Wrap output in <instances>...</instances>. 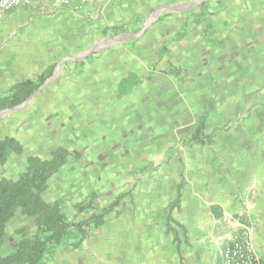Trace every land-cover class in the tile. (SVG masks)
<instances>
[{
	"label": "crops",
	"instance_id": "0c3cea01",
	"mask_svg": "<svg viewBox=\"0 0 264 264\" xmlns=\"http://www.w3.org/2000/svg\"><path fill=\"white\" fill-rule=\"evenodd\" d=\"M75 16L109 42L90 64L108 148L87 161L119 190L52 264H224L240 234L264 264V0H33L0 26V97L52 74L9 109L53 77L49 27Z\"/></svg>",
	"mask_w": 264,
	"mask_h": 264
},
{
	"label": "rangeland",
	"instance_id": "374dc122",
	"mask_svg": "<svg viewBox=\"0 0 264 264\" xmlns=\"http://www.w3.org/2000/svg\"><path fill=\"white\" fill-rule=\"evenodd\" d=\"M82 20L84 18L75 16L64 24L49 27L51 33H48L45 43L48 44V54L58 55L60 60H55V74L23 107L7 108L0 113V142L10 138L22 146L20 154L11 153L6 162L0 164V180L15 181L25 172L28 158L49 159L52 152L64 148L70 157L49 181L45 200L66 199L71 205L95 193L94 207L99 210L113 204L119 190L110 181L102 184L101 170L90 168L91 161H87L95 152L108 148L104 143L107 139L101 137V120L93 113L97 108V97L91 87L93 74L90 64L96 51L103 50L109 42L97 41L94 37L96 32H93L96 27L80 24ZM73 81L80 85H72ZM51 84L54 87L48 94ZM105 123L110 125L109 120ZM82 161L86 163L84 166ZM91 215H80L77 221ZM10 227L14 232L22 228L29 233L35 231L30 220L19 212ZM18 240L19 236L9 235L8 246H0V256L6 255Z\"/></svg>",
	"mask_w": 264,
	"mask_h": 264
},
{
	"label": "trees",
	"instance_id": "16d2710c",
	"mask_svg": "<svg viewBox=\"0 0 264 264\" xmlns=\"http://www.w3.org/2000/svg\"><path fill=\"white\" fill-rule=\"evenodd\" d=\"M51 71L36 81L14 85L8 94L0 97V112L23 104L41 87ZM21 152L18 141L6 138L0 142V164L5 163L11 153ZM69 157L70 153L64 148L52 152L49 159L30 157L25 172L17 180H0V244L4 243L8 225L18 212L35 228L32 233L23 228L17 232L19 242L9 255L0 257V264H52L57 254L76 249L93 229L105 223L106 212L77 221L81 214L93 211L95 193L71 205L66 199L51 202L44 199L49 181L66 165Z\"/></svg>",
	"mask_w": 264,
	"mask_h": 264
},
{
	"label": "built area",
	"instance_id": "2783aa9c",
	"mask_svg": "<svg viewBox=\"0 0 264 264\" xmlns=\"http://www.w3.org/2000/svg\"><path fill=\"white\" fill-rule=\"evenodd\" d=\"M62 6L81 2L87 3L89 0H54ZM33 0H0V26L3 24L7 13L21 6L31 5ZM224 264H260V259L256 252L254 243L248 234L236 235L224 252Z\"/></svg>",
	"mask_w": 264,
	"mask_h": 264
}]
</instances>
